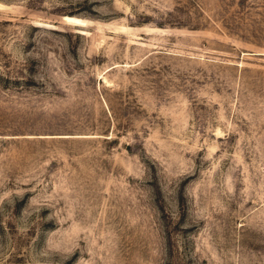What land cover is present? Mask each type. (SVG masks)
<instances>
[{"label": "rangeland", "instance_id": "obj_1", "mask_svg": "<svg viewBox=\"0 0 264 264\" xmlns=\"http://www.w3.org/2000/svg\"><path fill=\"white\" fill-rule=\"evenodd\" d=\"M0 264H264V0H0Z\"/></svg>", "mask_w": 264, "mask_h": 264}]
</instances>
